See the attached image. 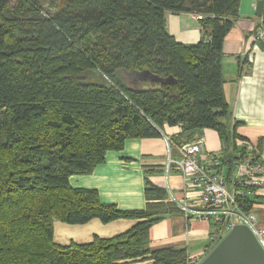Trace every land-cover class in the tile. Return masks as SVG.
<instances>
[{
  "label": "trees",
  "instance_id": "obj_1",
  "mask_svg": "<svg viewBox=\"0 0 264 264\" xmlns=\"http://www.w3.org/2000/svg\"><path fill=\"white\" fill-rule=\"evenodd\" d=\"M47 1L0 0V264H196L186 248L152 246V226L181 211L165 188L146 178L145 207L123 208L70 178L129 139L180 125L175 144L219 133L225 149L214 156L229 179L245 154L222 67L240 0ZM168 12L203 14L201 39L179 41ZM95 218L137 223L89 242L54 240L55 221Z\"/></svg>",
  "mask_w": 264,
  "mask_h": 264
},
{
  "label": "crops",
  "instance_id": "obj_2",
  "mask_svg": "<svg viewBox=\"0 0 264 264\" xmlns=\"http://www.w3.org/2000/svg\"><path fill=\"white\" fill-rule=\"evenodd\" d=\"M256 3L257 0H240L239 16L224 41L222 67L231 125L239 122L237 132L256 145L264 160V44L253 36V29L260 21ZM193 15L187 12L166 14L168 30L179 41L195 43L201 39V25ZM179 130L178 126L166 125L161 137L129 139L123 151L109 152L106 162L98 165L91 174L74 175L70 182L73 186L97 188L102 200L115 202L123 208L145 207L146 178L168 189L186 201L190 211L187 215L182 211L168 213L155 223L151 229L152 246L186 248L190 258L200 263L198 256L205 253L210 227L197 214L201 188L180 171L167 169L166 137L176 135ZM196 135L205 138L206 148L201 155L204 160L219 155L225 149L214 129L206 128ZM222 173L228 174L227 171ZM232 176L230 174L229 179ZM253 199L258 223L264 227V186L257 189ZM136 222L127 218L109 223L99 219L85 224L55 221V240L69 244L72 241L89 242L95 235L112 237L128 230Z\"/></svg>",
  "mask_w": 264,
  "mask_h": 264
},
{
  "label": "built area",
  "instance_id": "obj_3",
  "mask_svg": "<svg viewBox=\"0 0 264 264\" xmlns=\"http://www.w3.org/2000/svg\"><path fill=\"white\" fill-rule=\"evenodd\" d=\"M193 16L197 20L204 18L201 13ZM253 36L256 41L264 44L262 24L253 29ZM205 37L208 39L209 35ZM238 144L244 146L245 154L231 179L219 170L221 165L217 157L213 155L209 160L201 158L206 148L204 136H197L193 141L180 144L168 141L167 169L181 170L185 177L200 186L201 202L198 213L211 228L208 244L216 245L234 225L244 224L251 229L264 248V228L259 225L253 210H246L242 202L245 195L253 196L257 189L264 186V160L257 156L256 145L253 142L240 139ZM172 147L177 151L179 158H174ZM206 250L207 246L204 252ZM198 258H202V255ZM194 261L198 264L196 260Z\"/></svg>",
  "mask_w": 264,
  "mask_h": 264
},
{
  "label": "water",
  "instance_id": "obj_4",
  "mask_svg": "<svg viewBox=\"0 0 264 264\" xmlns=\"http://www.w3.org/2000/svg\"><path fill=\"white\" fill-rule=\"evenodd\" d=\"M263 8L257 0L258 16ZM199 264H264V248L247 225L236 224Z\"/></svg>",
  "mask_w": 264,
  "mask_h": 264
},
{
  "label": "rangeland",
  "instance_id": "obj_5",
  "mask_svg": "<svg viewBox=\"0 0 264 264\" xmlns=\"http://www.w3.org/2000/svg\"><path fill=\"white\" fill-rule=\"evenodd\" d=\"M42 1V3H43V5L45 6V7H47V5H48V1L47 0H41ZM261 24H263V21L260 19V21H259V23L257 24V25H261ZM203 33V32H202ZM141 74H143V73H141ZM129 76L131 75V74H128ZM137 78H139L140 79V77L139 76H136ZM179 128H180V130L178 131V133L176 134V135H174V136H177L179 133H180V131H181V126L180 125H177ZM182 136H184V135H182ZM197 136V135H196ZM201 136H203V135H201ZM172 137L173 136H171V137H166V144H167V153H166V160H168V158H169V152H168V141H170L171 139H172ZM172 141V140H171ZM185 142H188V141H184V142H182V143H185ZM170 145H171V143H170ZM172 146V145H171ZM172 149H174V147H172ZM173 156H174V158H179V156L177 155V153L175 152V150L173 151ZM171 169H173V168H171ZM171 169H169V170H171ZM174 169H176V168H174ZM176 170H178V169H176ZM178 171H180V173L184 176V174L185 173H183L181 170H178ZM71 179V178H70ZM166 189V188H165ZM167 190V192H168V200H171V201H173L175 204H177V206L181 209V211L182 212H184L186 215L189 213V211H190V208H189V206H188V204L186 203V201H184V200H182V199H180V198H178L177 196H175L172 192H170V191H168V189H166ZM198 202H199V205H200V202H201V200H200V198H199V200H198ZM251 210H253V212H254V214L257 216V218H258V215H257V213H256V211L253 209V207H252V209ZM197 212H199V211H197ZM198 214V216H200L199 215V213H197ZM95 219H97V218H95ZM118 220V219H117ZM134 220H136L137 221V219H134ZM206 221V220H205ZM60 222H62V221H60ZM112 222V221H111ZM63 223H66V222H63ZM137 223V222H136ZM135 223V224H136ZM67 224H71V223H67ZM134 224V225H135ZM60 225V224H59ZM133 225V226H134ZM132 227V226H131ZM130 227V228H131ZM262 227V226H261ZM129 228V229H130ZM264 228V227H263ZM54 229H55V226H54ZM209 230H211V228L209 227ZM117 235V234H116ZM62 236H64V235H62ZM115 236V235H114ZM54 240H55V230H54ZM208 238H207V242H208ZM56 241V240H55ZM221 241V240H220ZM219 241V242H220ZM76 242V241H75ZM218 242V243H219ZM58 243V242H57ZM217 243V244H218ZM61 244V243H60ZM216 244V245H217ZM216 245H210V244H208L207 243V250H206V252L205 253H203L202 254V258H200L201 259V261L202 260H204L205 259V257L215 248V246ZM200 261V262H201ZM199 264V263H198Z\"/></svg>",
  "mask_w": 264,
  "mask_h": 264
}]
</instances>
